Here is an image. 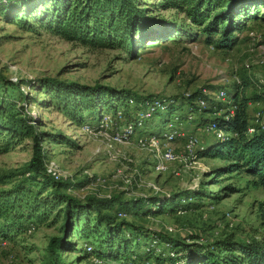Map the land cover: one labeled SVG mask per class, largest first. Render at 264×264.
<instances>
[{
  "label": "rangeland",
  "instance_id": "rangeland-1",
  "mask_svg": "<svg viewBox=\"0 0 264 264\" xmlns=\"http://www.w3.org/2000/svg\"><path fill=\"white\" fill-rule=\"evenodd\" d=\"M145 2L155 19L175 25L178 31L168 39L145 40L132 54L119 48L95 49L67 41L41 27L29 30L11 21V15L0 13V87L4 86L3 78L16 82L52 76L106 84L145 99L177 97V102L199 89L208 92L223 88L228 94L237 92L241 97L258 94V99L252 97L254 100L248 102L247 112L252 127L262 126L264 82L258 78L264 74V19L247 20L242 30L234 31L231 47H219L207 41L199 26H186L189 20L183 11L163 8L157 4L158 0ZM263 9L260 7L259 12ZM242 76L250 81L248 86H243ZM21 88L33 98L20 101L14 92L17 103L10 112L36 116L39 118L34 123L36 129L60 132L74 140L75 144L43 141L48 161L61 170L63 178L75 182L70 194L80 200L88 196L118 195L128 200L172 194L177 196L175 205H180L186 203L179 200L183 194L201 189L200 198H194L197 205L158 215L131 211L124 217L165 236L186 237L192 232L186 240L204 244L225 236L245 240L264 238V187L242 167L226 171L223 167L229 162L227 159L198 156L197 151L196 155L189 154L186 137L179 136L171 142H161L162 147H170L177 156L168 169L154 168L161 147L149 139L156 135L155 130L166 128L167 120L175 115L180 116L185 134H197L206 143L214 141L212 133H199L194 117H188V105L159 111L147 118L141 129L118 138L124 125L115 118L101 124L87 116L83 124H77L46 92L28 88L25 82ZM102 112L112 113L113 109L105 107ZM192 114L197 117L196 112ZM132 116L129 111L126 118ZM4 138L2 133L0 140ZM31 152L29 136L6 151L0 150V176L14 174L11 180L0 182V190L10 188L20 178L18 170L29 160ZM55 212L45 221L34 223L31 230L0 236V264H54L48 242L52 236L61 234L62 222V215L55 216ZM68 238L74 247L56 251L59 262L95 264L93 256H85L82 237L73 232Z\"/></svg>",
  "mask_w": 264,
  "mask_h": 264
},
{
  "label": "trees",
  "instance_id": "trees-1",
  "mask_svg": "<svg viewBox=\"0 0 264 264\" xmlns=\"http://www.w3.org/2000/svg\"><path fill=\"white\" fill-rule=\"evenodd\" d=\"M145 3V0H0V13L11 15V21L29 30L41 27L67 41L95 49L119 48L132 54L145 40L168 39L178 31L175 25L155 19ZM157 4L183 11L189 20L185 25L199 26L207 41L219 47H231L234 31L242 30L247 20L264 19V9L259 12V8L264 7V0H158ZM3 80L0 136L5 133V138L0 140V150L6 151L18 140L29 136L32 152L18 170L20 178L10 188L0 190L1 237H8L11 232H24L34 223L45 221L56 210L55 216L62 215L61 234L52 236L48 242L54 264H62L56 251L74 247L68 238L73 232L85 240V256L90 254L91 257L125 263L152 259L154 264H264V238L245 240L225 236L204 244L186 240L192 232L186 237L182 234L165 236L124 217L131 211L158 215L186 209L197 205L194 198L203 194L201 189L183 194L186 203L180 205H175L177 196L172 194H152L128 200L118 195L88 196L80 200L69 192L75 182L66 178L54 179L45 168L48 153L43 146L44 140L75 144L74 140L60 132L36 129L34 123L39 120L36 116H18L10 112L17 103L16 95L20 101L33 98L21 88L24 82L28 88L46 92L49 99L56 100L57 107L77 124H83L87 116L98 123L105 107L113 110L123 107L128 114V99L134 98L138 105L145 97L106 84H86L52 76L23 78L16 82ZM242 84H250L246 76H242ZM229 96V103L210 100L209 106L200 108L195 100L209 99V95L199 89L184 96L182 102L172 97V103L167 104L166 109L153 111V116L159 111L173 110L176 105L181 108L188 105L190 111L197 113L194 118L197 127L215 120L217 128L224 134L216 136L212 133L214 141H204V146L197 150L198 156L227 159L229 162L224 170L242 167L264 187V127L257 126L251 134L247 133L250 125L247 103L260 96L241 97L237 92H231ZM155 131L158 135L160 129ZM12 176L13 173L4 174L0 176V182L9 181ZM118 212L125 215L119 216Z\"/></svg>",
  "mask_w": 264,
  "mask_h": 264
},
{
  "label": "built area",
  "instance_id": "built-area-1",
  "mask_svg": "<svg viewBox=\"0 0 264 264\" xmlns=\"http://www.w3.org/2000/svg\"><path fill=\"white\" fill-rule=\"evenodd\" d=\"M260 82H264V74H262L259 78ZM206 92V91H205ZM209 95V99H197L195 100V104L199 106L200 108H204L206 106H209L210 100H222L224 102L230 101V96L226 92L225 89H215V90H209L206 92ZM173 98H165V99H159L156 97H153V99H145L143 102H140L138 105L136 100L132 97L128 99V103L130 108H132L130 111V115L133 114L132 119H127L126 115L127 113L124 112L123 107H117L116 109L113 110L112 113L109 112H101L100 118H99V123L101 124H107L108 122H112V118L116 119V122H122L123 123V129L122 133L123 134H117L118 138L121 137L122 135L129 134L130 132L134 130H139L142 127L145 126V121L147 118H151L153 116V111L157 110L158 108L160 110L166 109V105L169 103H172ZM250 102V101H248ZM248 104V103H247ZM230 108H233V106H230ZM128 111V113H129ZM192 112L195 111H190L188 113L189 118H195V116L192 114ZM180 116L175 115L171 120H167V127L163 128L160 130L158 135L153 136L152 138L149 139V141L155 145V146H160L159 148V155L158 159L155 161L154 168L157 169L158 171H165L168 169V165L171 161H173L177 156L176 154L172 151V149L168 146L162 147L161 142L166 141V142H171L175 138L179 136H184L186 137V151L189 154H194L196 155V151L200 148L203 147V137L201 138L197 134H185V132L182 130V126L180 124ZM264 127V124L261 126ZM198 131L201 134H208V133H215L216 136H221L224 134V132L221 129L217 128V123L215 120H209L206 122L204 125L198 127ZM254 127L250 124L247 133L251 134L254 131ZM200 137V138H199ZM45 168L48 173H50L54 179H63L62 172L59 168L55 167L52 162L47 161L45 163ZM187 199H191V197H188ZM182 201H185L184 198L181 199ZM119 216L125 215L124 212H118ZM33 228V225H31L27 230H31ZM94 263L95 264H154L152 259H144L141 260L140 262H135L132 260H129L128 262H123L122 260H111V259H103L101 257H96L93 256Z\"/></svg>",
  "mask_w": 264,
  "mask_h": 264
},
{
  "label": "crops",
  "instance_id": "crops-1",
  "mask_svg": "<svg viewBox=\"0 0 264 264\" xmlns=\"http://www.w3.org/2000/svg\"><path fill=\"white\" fill-rule=\"evenodd\" d=\"M249 121H250V118L248 117Z\"/></svg>",
  "mask_w": 264,
  "mask_h": 264
}]
</instances>
